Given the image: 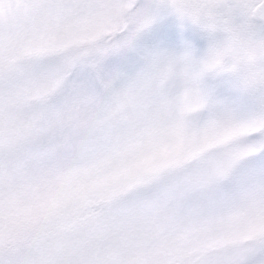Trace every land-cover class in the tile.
Here are the masks:
<instances>
[{"label": "snow or ice", "instance_id": "obj_1", "mask_svg": "<svg viewBox=\"0 0 264 264\" xmlns=\"http://www.w3.org/2000/svg\"><path fill=\"white\" fill-rule=\"evenodd\" d=\"M0 264H264V0H0Z\"/></svg>", "mask_w": 264, "mask_h": 264}]
</instances>
